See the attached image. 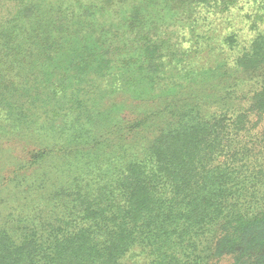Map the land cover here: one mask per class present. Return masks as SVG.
I'll return each mask as SVG.
<instances>
[{"label": "trees", "instance_id": "obj_1", "mask_svg": "<svg viewBox=\"0 0 264 264\" xmlns=\"http://www.w3.org/2000/svg\"><path fill=\"white\" fill-rule=\"evenodd\" d=\"M0 4V264H264V0Z\"/></svg>", "mask_w": 264, "mask_h": 264}, {"label": "rangeland", "instance_id": "obj_2", "mask_svg": "<svg viewBox=\"0 0 264 264\" xmlns=\"http://www.w3.org/2000/svg\"><path fill=\"white\" fill-rule=\"evenodd\" d=\"M2 2V0H1ZM251 5L240 4L235 10H233L229 16V23L232 24L233 31L239 36V40L246 43L247 40L252 38L253 33L249 30V26L245 23V14L251 10ZM6 9L0 4V16L6 17ZM241 42H239L241 44ZM242 45V44H241ZM217 264H229V260L222 259Z\"/></svg>", "mask_w": 264, "mask_h": 264}]
</instances>
